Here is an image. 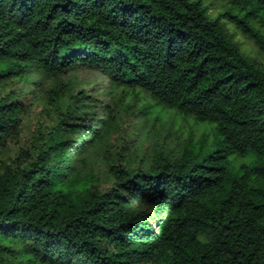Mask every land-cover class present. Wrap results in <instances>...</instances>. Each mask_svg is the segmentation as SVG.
Segmentation results:
<instances>
[{"label": "trees", "instance_id": "1", "mask_svg": "<svg viewBox=\"0 0 264 264\" xmlns=\"http://www.w3.org/2000/svg\"><path fill=\"white\" fill-rule=\"evenodd\" d=\"M76 67L193 118L188 139L175 159L112 164L103 187L74 163L92 138L68 133L98 131L71 109L2 166L0 264H264V0H0V153L30 70Z\"/></svg>", "mask_w": 264, "mask_h": 264}, {"label": "rangeland", "instance_id": "2", "mask_svg": "<svg viewBox=\"0 0 264 264\" xmlns=\"http://www.w3.org/2000/svg\"><path fill=\"white\" fill-rule=\"evenodd\" d=\"M211 7L212 14H216L220 10V2L214 1ZM239 36L245 48L258 55L253 41ZM107 85L105 76L95 69L76 67L64 75L50 77L32 68L27 76L29 92L23 98L25 109L21 115L20 133L1 151L0 171L3 165L13 164L22 149H31L38 144L41 135L64 119L66 114H71V109L72 117L66 120L86 126L85 117L88 116L89 124L98 131L95 137L84 129L68 133L74 140V146L92 138L84 153L76 154L75 149L71 150L74 163L83 174H94L103 187L108 184L112 164L144 168L152 164L157 152H165L172 159L180 156L193 118L177 108L159 104L142 91L132 93L117 88L107 95ZM9 88L17 89L19 83H11L3 92ZM82 89L95 97V100L88 101V107L74 102L73 95ZM58 90L63 93L57 95ZM99 98L102 104H106L104 107L96 106L100 105V101L97 102ZM107 105L114 108L113 113L107 111ZM205 128L204 125L200 129L196 127L193 130L195 137L200 136Z\"/></svg>", "mask_w": 264, "mask_h": 264}]
</instances>
